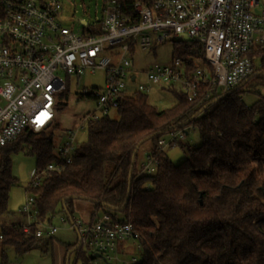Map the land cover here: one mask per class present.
Here are the masks:
<instances>
[{"label": "trees", "instance_id": "trees-1", "mask_svg": "<svg viewBox=\"0 0 264 264\" xmlns=\"http://www.w3.org/2000/svg\"><path fill=\"white\" fill-rule=\"evenodd\" d=\"M132 2L125 0L128 7ZM186 54V43L173 44L172 57ZM256 57L255 72L224 95L189 102L172 90L175 104L158 111L146 95L135 92L122 100L117 119L90 122L71 163L45 172L28 189L36 220L49 221L59 210L71 221L73 203L81 200L106 213L110 210L102 205L108 206L114 218L120 214V222L134 226L143 247L140 264H264V94L250 106L240 96L243 88L264 90V53ZM65 107L60 101L55 114ZM56 127L54 121L39 133L25 129L0 146V219L17 183L10 156L26 148L35 159L34 172L43 171L55 158ZM189 127L198 132L200 144L182 145L185 158L173 164L157 150V141ZM145 142L152 144L147 158L155 162L153 175L136 170ZM0 231V264H7V249L21 256L41 241L26 237L13 222H3ZM74 246L68 245L66 253ZM74 252L88 264L82 252Z\"/></svg>", "mask_w": 264, "mask_h": 264}, {"label": "built area", "instance_id": "built-area-1", "mask_svg": "<svg viewBox=\"0 0 264 264\" xmlns=\"http://www.w3.org/2000/svg\"><path fill=\"white\" fill-rule=\"evenodd\" d=\"M102 1L101 18L83 20L75 31L62 25V0H0V146L25 129L39 133L52 125L67 89L63 74L103 73L102 87L81 94L95 102V109L82 116V128V123L108 117L132 93L145 95L159 88L180 92L189 102L207 101L245 83L259 67L264 0H133L129 7L125 0ZM137 42L142 50L184 42L187 54L135 71L129 55ZM185 134L167 133L158 139L157 150L175 146ZM66 136L69 140L55 147L54 160L33 173L28 189L45 172L71 163L74 135L69 131ZM155 167L147 159L137 173L153 175ZM19 212L21 221L15 225L26 237L42 241L55 234V227L40 229L43 223L36 220L31 194ZM70 227L88 264L141 263L142 242L131 223L95 208L86 220L72 219Z\"/></svg>", "mask_w": 264, "mask_h": 264}, {"label": "rangeland", "instance_id": "rangeland-1", "mask_svg": "<svg viewBox=\"0 0 264 264\" xmlns=\"http://www.w3.org/2000/svg\"><path fill=\"white\" fill-rule=\"evenodd\" d=\"M102 10V0H62L61 15L64 18L62 25L75 31L80 30L82 26L81 20L91 23L95 18L100 19ZM172 53V42H165L163 45L155 46L151 50H142L137 42L129 56L133 61L132 69L144 71L150 67L169 62ZM62 76L67 84L69 93L65 99L60 98L61 101L66 103V107L55 114L54 121L57 127L53 129L52 137L56 148L69 140L66 136V132L69 131L74 135L72 140L74 146H78L85 140L87 125L82 123L83 126L80 128L82 116L95 109V102L91 98L80 96L85 89L103 86L102 72H96L93 75L85 74L80 77L64 74ZM242 91L243 93L240 94L241 100L246 106H250L258 99L259 95L264 94L262 88H243ZM145 95L148 104L155 107L158 111L169 109L176 102L173 93L167 90L153 88ZM109 117L117 119L116 111L110 110ZM183 131L187 132L184 139L175 146L164 150L166 157L173 164H178L185 158L181 148L182 145L194 147L200 144L199 134L196 130L189 127ZM151 147V142H145L138 149L136 170H139L141 163L147 162ZM10 160L11 175L16 178L17 183L9 190L6 212L0 219L2 223L21 221L19 209L29 195L27 192L28 186L32 181L35 169V159L26 148L12 154ZM141 175L146 174L143 173ZM91 210L92 205L89 202L76 200L73 203L72 218L86 220ZM107 212L113 216L111 210ZM116 218L121 219V215L116 214ZM42 227H55L56 232L50 239L40 241V243L21 256L15 255L12 250L7 249V264H83L81 258L76 257V252H72L67 256V246L76 244L78 237L76 232L71 229L70 221L66 218L64 211L58 210L49 221L43 222L40 229ZM3 249L4 247L0 244V252Z\"/></svg>", "mask_w": 264, "mask_h": 264}, {"label": "water", "instance_id": "water-1", "mask_svg": "<svg viewBox=\"0 0 264 264\" xmlns=\"http://www.w3.org/2000/svg\"><path fill=\"white\" fill-rule=\"evenodd\" d=\"M80 22H81L82 24L85 23L83 20H81ZM243 84H244V83H242V84H241L240 86H238V87L243 86ZM134 155H135V153H134ZM134 155H133V157H134ZM132 164H133V162H132ZM130 171H131V170H130ZM129 179H130V178H129ZM129 194H130V190L127 191V195H126V198H125V203H124V205H123L120 209H123V208H124L125 204H126L127 201H128ZM102 207L105 208V209H108V210L113 211V209H112V208H109L108 206L102 205ZM120 209H119V210H120ZM78 246H79V242L77 241V243H76L75 246L72 248V250H70V251L67 253V256H68L70 253L76 251V250L78 249ZM67 256H66V257H67Z\"/></svg>", "mask_w": 264, "mask_h": 264}, {"label": "crops", "instance_id": "crops-1", "mask_svg": "<svg viewBox=\"0 0 264 264\" xmlns=\"http://www.w3.org/2000/svg\"><path fill=\"white\" fill-rule=\"evenodd\" d=\"M157 89H159V88H157ZM159 90H160V89H159ZM92 210H93V207H92ZM92 210H91V211H92Z\"/></svg>", "mask_w": 264, "mask_h": 264}]
</instances>
